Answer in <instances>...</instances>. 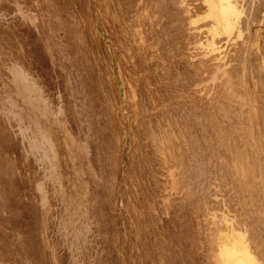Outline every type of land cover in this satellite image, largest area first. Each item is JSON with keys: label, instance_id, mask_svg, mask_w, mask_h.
<instances>
[{"label": "rangeland", "instance_id": "rangeland-1", "mask_svg": "<svg viewBox=\"0 0 264 264\" xmlns=\"http://www.w3.org/2000/svg\"><path fill=\"white\" fill-rule=\"evenodd\" d=\"M0 264H264V0H0Z\"/></svg>", "mask_w": 264, "mask_h": 264}]
</instances>
